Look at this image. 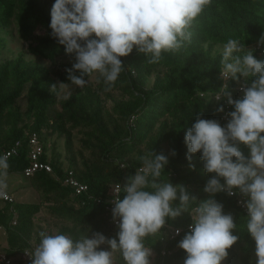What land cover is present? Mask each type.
I'll use <instances>...</instances> for the list:
<instances>
[{
    "label": "trees",
    "instance_id": "trees-1",
    "mask_svg": "<svg viewBox=\"0 0 264 264\" xmlns=\"http://www.w3.org/2000/svg\"><path fill=\"white\" fill-rule=\"evenodd\" d=\"M54 2L0 0V159L18 143L16 154L5 160L7 168H0V180L1 175L23 176L38 196L35 202L12 198L10 203H0V229L5 238L0 253L13 259L11 264H29L18 256L39 243L40 232L73 239L92 233L116 238L119 228L108 222L106 211L110 190L134 176L142 166L140 157L151 151L167 158L160 182L183 186L195 198L193 207L207 199L203 189L214 174L204 172L200 153L191 160L186 158L184 137L197 117L217 120L222 113L217 111L223 108L222 101L215 100L223 87L222 52L216 48L229 38H238L246 49H254L257 60L264 61L258 48L263 46L258 41L264 36V0H211L192 23L190 39L179 50L164 52L158 63H148L150 57L134 49L121 57L124 70L110 91L105 92L103 82L97 84L95 79L83 88L73 86L75 91L65 100L51 87L69 82L65 69L72 67L75 57L66 55L51 35ZM16 40L27 45V53L51 65L60 59L71 63L62 66L63 70L27 60L23 52L2 57ZM242 82L247 85L251 79H229L227 92L236 96L234 90ZM22 99L24 109L19 105ZM74 131L80 135L77 151H73ZM34 133L43 148L39 161L49 164L51 172L37 170L26 177L24 171L31 165L29 140ZM52 135L64 138L67 168L54 145L47 155ZM241 149L248 154L247 148ZM70 171L86 191L76 194L64 184ZM213 198L223 205L224 214L233 216V234L239 237L222 264H256L255 243L245 228L247 214L226 192ZM178 205V200L173 202V207ZM41 213L47 231L36 223ZM191 223L185 212L167 219L158 235L146 237L144 244L152 251L150 264H184L186 254L178 243ZM177 229L181 231L174 236ZM101 249L107 250V245ZM114 259L115 264H124L119 253Z\"/></svg>",
    "mask_w": 264,
    "mask_h": 264
},
{
    "label": "clouds",
    "instance_id": "clouds-1",
    "mask_svg": "<svg viewBox=\"0 0 264 264\" xmlns=\"http://www.w3.org/2000/svg\"><path fill=\"white\" fill-rule=\"evenodd\" d=\"M210 3L55 0L50 11L51 35L66 55L74 54L75 63L65 69L69 82L52 85L51 90H58L67 100L71 98L70 88H83L88 83L86 78L95 76L96 83L103 82L104 91H110L124 70L121 57L135 49L150 57L148 63H158L162 53L175 52L190 39L192 23ZM259 45H264V36ZM253 51L238 38H229L223 44L222 77L234 81L242 77L251 79V83L242 86V96L235 100L226 85L217 94V99L224 95L234 109L227 113L226 126L197 117L185 133L186 158L191 160L193 154L200 153L204 172L214 174L203 189L207 199L193 207L195 198L183 186L160 182L167 158L151 151L140 157L142 166L134 176L123 186L115 185L117 193H124L122 199L117 195L113 201L112 217L119 220L116 238L92 233L73 239L65 234L40 232L31 264H115L116 253L124 264H150L152 251L144 239L158 235L167 219L185 212L192 223L178 243L186 254L184 264H222L239 237L233 234V216L224 214L223 205L213 197L220 192L232 196L237 191L247 198L245 228L255 243L256 264H264V61L257 60ZM241 146L247 148V155ZM0 168H7L3 159ZM4 186L0 180V187ZM177 200L179 205L173 207ZM102 245H107V250L101 249Z\"/></svg>",
    "mask_w": 264,
    "mask_h": 264
},
{
    "label": "built area",
    "instance_id": "built-area-1",
    "mask_svg": "<svg viewBox=\"0 0 264 264\" xmlns=\"http://www.w3.org/2000/svg\"><path fill=\"white\" fill-rule=\"evenodd\" d=\"M258 48L260 50V54L264 55V45L259 46ZM220 76L222 77L221 74H220ZM222 80H223V87L225 85L227 86V82L229 79H225L222 77ZM245 85L246 84L243 82L239 83L234 90V92L236 93V96L231 95V98L234 100L240 98L242 96L241 88H242V86H245ZM215 100L216 101H222L223 111L216 121H218L220 123V125L222 127H224V126H226V124L228 122L227 113L233 111L234 109L230 105H228L226 97L222 94L220 95L219 99H217V95H216ZM29 143H30V154L29 155H30L31 165H30V167L25 169L24 176L28 177V176L32 175L37 170H45L46 172H51V167L49 166V164L42 163L39 161V158L41 157V155L43 153V148H42V146L39 142V139L35 133L30 136ZM17 147H18V143H16V145L11 150H9L8 152H6L3 155V159L6 160L11 155L16 154V148ZM64 184L70 186L75 191L76 194H80V193L87 190V187L85 185L80 184L77 180H75L73 178L71 171L67 173V176L64 179ZM124 184L125 183H120L121 186H123ZM115 185L110 190V197H109L108 203L106 205V211H107V216H108V222L111 225H113L114 227L119 228L118 227L119 220L117 219L116 221H114L113 217H112V209L114 208L113 201L117 197V195H119V198L121 199V196L124 195V193L123 192L117 193L115 191ZM0 193H3L2 195H0V203L1 202H9V203L12 202L13 199H12L10 193H8L3 187H0ZM231 197H234L236 199L237 206L240 209H242L244 211V213L247 214L246 208L244 206L247 198L243 197L239 192H236V194L232 195ZM188 230H189V226H188ZM176 235L177 234H176V230H175L174 236H176ZM36 245H33L31 248L25 250L22 254H20L18 256V258H20L22 261H25V262L31 264V253L34 250V248L36 247ZM162 255H165V251H162ZM12 261H13V259H10L5 254L0 253V263L11 264Z\"/></svg>",
    "mask_w": 264,
    "mask_h": 264
},
{
    "label": "rangeland",
    "instance_id": "rangeland-1",
    "mask_svg": "<svg viewBox=\"0 0 264 264\" xmlns=\"http://www.w3.org/2000/svg\"><path fill=\"white\" fill-rule=\"evenodd\" d=\"M26 49H27L26 44H23L20 41L16 40V41L11 42L8 45V52L3 53L2 57L6 56V57L10 58V57L17 55L20 52H23L24 56L27 60H34V61L42 64L43 66H45L47 68L55 67V69L61 68L63 70H64V68H62V66H67L71 63V61L69 59H60V60H57V65H51V63L49 61H44L40 58L33 57L32 55L27 53ZM216 49H218L220 52H222V47H218ZM88 82H95V76L90 77ZM70 91L72 94L75 91V88H70ZM59 97L63 98V95L59 93ZM19 105L21 106L22 109H24V100L23 99L19 101ZM107 105L109 106L108 103H107ZM79 139H80V135L78 134L77 131H74L73 132V141H74L73 151H77L79 149ZM52 145H54L55 150L61 154V160L63 161L64 166L67 168L68 160L66 159V148H65L64 138H57L56 135H54V136L52 135L49 138L48 144H47V147L49 148L47 155H49V156H50ZM1 180L3 181V184L5 185L3 188L8 193H10L11 197L14 198L16 201H19V202L32 201V202H35L38 200V196L31 189L28 188V182L25 180V178L23 176L1 175ZM43 219H44V214L43 213L39 214L37 216L36 223H37V225H39V227L42 231H47V225L45 224V222H43ZM0 243L1 244L5 243L4 234H3V231L1 229H0Z\"/></svg>",
    "mask_w": 264,
    "mask_h": 264
}]
</instances>
